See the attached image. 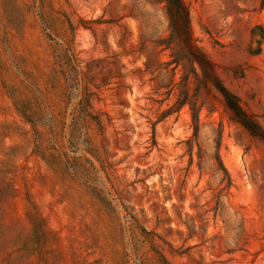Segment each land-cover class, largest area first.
<instances>
[{
  "label": "rangeland",
  "instance_id": "obj_1",
  "mask_svg": "<svg viewBox=\"0 0 264 264\" xmlns=\"http://www.w3.org/2000/svg\"><path fill=\"white\" fill-rule=\"evenodd\" d=\"M182 2L261 136L159 0H0V264H264V0Z\"/></svg>",
  "mask_w": 264,
  "mask_h": 264
},
{
  "label": "trees",
  "instance_id": "obj_2",
  "mask_svg": "<svg viewBox=\"0 0 264 264\" xmlns=\"http://www.w3.org/2000/svg\"><path fill=\"white\" fill-rule=\"evenodd\" d=\"M159 2L162 3V9L166 16L169 37L165 41H160L158 44L162 46V49H171L170 40H178V43H184L185 48L187 49L184 58L192 65L194 76L198 77V75L201 74L205 81L209 83L211 87L220 95L234 121L241 124L247 131L250 132V134L254 136H261L262 133L259 127L241 108L236 96L233 95L215 76L212 64L192 45L188 33V13L182 0H159ZM170 57L172 59L169 63H174V68L181 64L184 60L183 58L181 59L175 55L173 52L170 53ZM194 65L197 66L199 73L196 72ZM185 104H189L192 111L194 135H196L198 130V109L194 108L190 101L186 99V95L178 96L174 103L176 109L181 108Z\"/></svg>",
  "mask_w": 264,
  "mask_h": 264
}]
</instances>
